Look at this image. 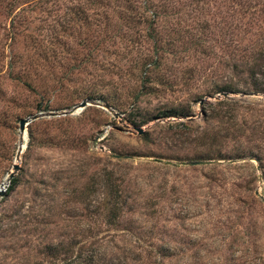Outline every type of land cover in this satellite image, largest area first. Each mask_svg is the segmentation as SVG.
<instances>
[{
  "label": "rangeland",
  "instance_id": "1",
  "mask_svg": "<svg viewBox=\"0 0 264 264\" xmlns=\"http://www.w3.org/2000/svg\"><path fill=\"white\" fill-rule=\"evenodd\" d=\"M262 62L264 0H0V264H264Z\"/></svg>",
  "mask_w": 264,
  "mask_h": 264
},
{
  "label": "water",
  "instance_id": "2",
  "mask_svg": "<svg viewBox=\"0 0 264 264\" xmlns=\"http://www.w3.org/2000/svg\"><path fill=\"white\" fill-rule=\"evenodd\" d=\"M86 105V102L85 101H82L81 103H79V105L77 106L78 108H81V107H84ZM106 108H109L108 106H106ZM110 109V108H109ZM50 115H53L54 113H49ZM40 116V114H34V115H32V116H30V117H26V118H24V119H21L20 121H19V132H20V134H21V140L23 139V133L25 132V130H26V125L30 122V121H32V120H34V119H37L38 117ZM138 131L141 133L142 131L140 130V129H138ZM21 140H20V143H19V148H18V151H17V154H16V159H18L19 158V154H20V152H21V149H22V142H21ZM18 169V165L17 164H14L13 165V171L12 172H9V174H8V179L7 180H10L12 177H13V175H14V172L16 171ZM1 188H0V196H2L3 194H4V187L3 186H0Z\"/></svg>",
  "mask_w": 264,
  "mask_h": 264
},
{
  "label": "trees",
  "instance_id": "3",
  "mask_svg": "<svg viewBox=\"0 0 264 264\" xmlns=\"http://www.w3.org/2000/svg\"><path fill=\"white\" fill-rule=\"evenodd\" d=\"M263 65H264V62H262V64L260 66H263ZM260 74H261V76H264V72H262ZM259 83L262 84V83H264V81H259ZM14 181H15V178H12L11 183H14Z\"/></svg>",
  "mask_w": 264,
  "mask_h": 264
}]
</instances>
